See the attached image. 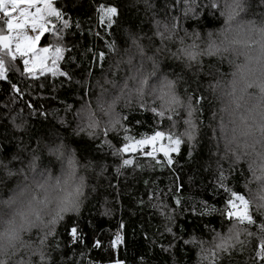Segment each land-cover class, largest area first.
I'll return each instance as SVG.
<instances>
[{
  "label": "trees",
  "instance_id": "16d2710c",
  "mask_svg": "<svg viewBox=\"0 0 264 264\" xmlns=\"http://www.w3.org/2000/svg\"><path fill=\"white\" fill-rule=\"evenodd\" d=\"M132 2L133 0H95L94 4L93 0H56L54 6L67 5L71 23L74 25L79 21L81 25L79 32H73L69 36L70 46L74 45V47L71 51L65 52L66 61H61L59 65L71 73L72 83H68L59 75L53 78L46 74L32 81L10 73L11 81L18 84L22 90L16 96L10 91L8 83L0 82V158H6L5 162L12 161L9 168L13 172L22 167L25 171H29L27 165L33 155L32 149H36L35 155L38 158L35 161V172L57 176L60 173L59 159L53 155V152L63 144L67 145L65 151H69L76 161L77 175L84 178V196L81 197L79 213L65 214L64 219L55 226L53 234L47 237L45 245H38L36 240L30 244H37L39 252L51 253V264H110L115 260L123 261L124 264H140L141 256L144 257V264H172L173 255L179 264H211V254H208V259H203L204 254H200L199 244L183 245L182 240H179L174 252H161V243L167 247V240L171 237L160 236L165 221L158 214L157 208L152 205L159 206L163 198L169 205L175 207L171 197L176 194L182 198L181 207L189 206V197L197 202L202 200L216 207H224L225 193L217 191L219 167L225 169L227 185L246 198L256 193L261 186L255 180L245 186V179L249 173L244 165L237 167L231 175H228L231 158L221 159L223 141L218 134V127L220 129L221 113L226 110L222 111L218 87H221L223 93V87L232 80L231 73L235 68L229 61L240 63L231 53L202 57L203 73L198 76L185 73L188 84L183 82L179 84L177 94L182 100L185 99L186 87L190 93L203 95L206 99L202 101L199 109V113L202 114L200 116L202 124L198 142L189 152L185 138L179 153L171 154L174 162L171 169L163 167L161 170L158 167L153 171L147 167L143 170L140 167H128L122 169L121 175L117 176L114 170L115 159L96 151L95 144L99 141L90 140L86 135L72 134V128L79 123L74 119L75 112L82 105H90L95 109L97 97L102 90H107L104 95H114L120 92L125 80L128 87L130 86L132 80L130 71L134 67L128 57H135L137 49L141 50V48L146 55L152 56L154 50L152 46L160 43L153 35V21L163 23L171 21L173 15L183 16L184 10L189 8L192 0H151L153 7L150 11H145L143 4L129 7ZM101 3L116 4L122 9L120 19L111 29V33L98 24L97 13L93 12V8ZM225 3L226 0H219L221 9ZM261 13H264V7L259 6V0H252L249 19L258 20ZM223 21L224 16L220 11L202 8L196 19H182L180 27L189 33L195 30L204 38L209 32L219 38V33L224 27ZM98 29L102 36L115 44L114 52H110L105 47L104 39H97ZM133 34L140 37L137 41L139 48L132 42ZM180 35H183V31ZM51 42L52 38L46 34L41 39L40 46H47ZM191 42L187 40L185 46ZM86 49L104 51V60L96 61L92 53L86 52ZM172 50L175 51V48ZM73 60L75 63L72 62ZM161 61L163 64L171 65L166 69L169 73L181 70L180 64L173 61L170 56L161 55ZM19 67L22 68V64ZM148 72H151V69L146 67L140 71L139 76ZM213 84H218L215 92L209 86ZM222 95L225 96L224 93ZM228 98L230 100V97ZM150 102L151 105L144 102V108H141L136 101L128 106H125V103L116 106L117 113L127 116L124 123L130 125L129 134L133 139L156 130L167 132L171 126L172 122L167 116L161 118L150 110L151 107L157 106ZM28 104L33 107L28 109L26 107ZM66 105H70L72 111L66 112ZM40 112H45L46 116L39 115ZM180 112L183 115L182 109ZM21 121H24L26 131L17 130L16 125ZM61 121H66L72 127H63ZM183 130L182 123L177 124L174 129L176 132ZM110 140L115 145L121 143L115 134H110ZM14 155L20 156L24 161L23 165L13 159ZM131 158L141 166H146L150 162L149 158L139 153ZM157 158L163 165L162 155L158 154ZM89 164L90 167H85ZM101 166L106 169L102 174ZM23 178L24 173L9 177L0 170V201L9 197L10 191ZM145 180L149 181L147 186ZM178 185L179 192H177ZM150 192L155 194L151 202ZM140 201H143V205ZM160 211L162 212V209ZM253 214L255 215V212ZM73 222L78 223L83 235V244L71 243L67 228ZM121 223L123 229L120 228ZM205 223L208 224L209 229L214 228L222 234L227 232V227L222 224L218 215L205 216L201 219L199 216L186 213L176 216L174 231L180 234L182 228V239L195 236L203 241H211L212 233L204 230ZM251 230L255 231V229ZM118 231L125 242L113 250L109 246V241ZM97 236L103 242V247L100 249L91 247L93 239ZM27 238L24 237L25 242ZM241 239L244 237L241 236ZM153 241L159 243L153 245ZM256 244L257 241L253 237L250 243L246 242V246L238 248L231 257V264H258L253 258ZM14 260L15 257L10 259V264ZM25 264H40L39 256L37 254L30 256ZM224 264H228L227 257L224 258Z\"/></svg>",
  "mask_w": 264,
  "mask_h": 264
},
{
  "label": "snow or ice",
  "instance_id": "6c2138e0",
  "mask_svg": "<svg viewBox=\"0 0 264 264\" xmlns=\"http://www.w3.org/2000/svg\"><path fill=\"white\" fill-rule=\"evenodd\" d=\"M95 4V0H93ZM143 4L145 11L152 10L151 0H133L129 7H136ZM259 6L264 7V0H259ZM206 8L211 11L216 9L224 16V27L221 29L219 42L213 39V33H207L206 38L201 37L195 30L189 33L186 29L180 27L182 19H196L200 14V9ZM192 9H195L192 11ZM252 11V0H227L223 9L219 6V0H192L189 8L183 12V16L173 15L171 21L161 22L153 21L154 33L160 43L154 44L153 54L148 57L152 61L151 72L141 74L134 89H129L127 83L120 88V94L116 95L110 102L105 101L104 92L97 98L96 107L93 109L90 105H82L76 110L74 119L79 121L72 134L75 136L86 135L90 140L99 141L95 144L96 151L102 155L112 156L115 163V173L121 175V170L128 167L156 168L167 167L171 169L174 165L172 153H179L180 146L185 138L189 145V152L193 150V145L198 142L200 126L202 120L199 113L201 103L206 97L195 95L185 88V99L182 100L177 94V88L181 82L188 84L185 80V73H192L198 76L203 73L202 57L222 56L224 53H231L233 57H242V62L233 64L235 70L231 73L232 80L229 82L230 91L226 93L230 97L226 109L232 119L229 123L231 130H227V125L221 124V136L223 141V155L221 159L231 158L227 174L231 175L235 169L241 165L246 166L249 176L245 179V186L253 180L260 183L256 193L246 198L244 195L235 192L227 185V176L225 169L218 168L217 191L225 193L224 207H216L208 204L206 201H195L189 197V206L181 207L182 198L173 194L171 199L175 207L161 199L157 208L158 214L165 221L161 237L170 236L167 240V247L161 243V252H174L176 244L182 240L183 245H197L200 247V254L203 259H208L211 254V264H224V258H228V264H231V257L238 248L250 243L251 238L257 241L254 249V259L258 264H264V13H261L259 19H250L245 28L239 25L234 26V22L241 14L247 15ZM93 12L97 13V22L101 27L111 29L117 25L122 9L119 5H105L103 3L96 5ZM81 25L79 21L73 25L68 15L67 5L65 7L54 6L53 0H0V82L10 85V91L18 96L22 91L18 84L11 81L10 73L19 75L21 78L36 80L39 76L51 75L55 78L57 75L63 77L68 83H72L70 72L61 68L60 62L66 61L65 52L71 51L74 45L70 46L69 36L73 32H79ZM183 31V35L180 32ZM50 36L52 42L47 46H39L43 37ZM91 35V32L89 33ZM97 39H104L105 47L110 52L115 51V44L108 41L97 31ZM242 38H238L241 37ZM140 37L132 35V42L137 44ZM187 40L192 41L185 46ZM199 41L200 43H197ZM203 45V46H202ZM239 46V47H237ZM139 48L140 45L137 44ZM175 48V51L172 49ZM91 52L96 61L102 62L105 58V52L102 50L86 49ZM144 49L141 48L143 54ZM161 55H167L173 61L180 64V71L169 73L166 69L171 67L169 64H163ZM226 58V57H225ZM75 63V61H72ZM22 64V68L19 65ZM210 75V73H208ZM155 77L154 84L149 86L150 78ZM133 79H136L133 77ZM43 86V85H41ZM146 86L150 87L147 93L152 97L150 110L157 116L171 121L169 130H156L151 134L142 135L133 139L130 136V125L124 123L127 116L121 115L115 111L118 101L123 99L125 106L131 104L133 92L136 96V102L144 108V96ZM215 92L218 84L209 85ZM190 87V85H189ZM31 109L33 106H26ZM183 109V115L180 112ZM243 109V111H241ZM65 111L70 112V105L65 106ZM31 114V113H30ZM39 115L46 116L45 112ZM14 122V121H13ZM139 123V121H137ZM182 123L184 130L176 132L174 129L177 124ZM65 128L72 127L66 121H61ZM17 130L26 131L24 121L16 125ZM110 134H115L119 145H115L110 140ZM167 141V144L160 143ZM39 143V142H38ZM67 145H60L55 149L53 155L61 159ZM147 149V151H145ZM36 149H32L33 155L27 165V170L35 172L36 170ZM139 153L141 156L150 159L146 166L136 164L131 158ZM162 155L164 164L157 158ZM6 158H0V170L7 176H18L25 172V169L19 168L13 172L9 168L12 161L5 162ZM13 159L23 165L24 161L19 155H14ZM154 162V163H153ZM71 163V161H70ZM91 165H85L90 167ZM106 169L101 166V174ZM243 175V172L241 173ZM42 179L33 177L31 183L18 185V191L7 201H3L4 208L11 211L10 218L6 221L8 227L6 232L9 239H18L22 234L31 235L33 230L37 232L36 243L45 245L48 236L53 234L57 223L64 219L65 214L79 213L81 197L84 196L83 177L76 184L70 195L61 198L51 196L53 188H59L57 185L49 184L47 177L41 173ZM29 178L24 175V180ZM147 186L149 181H144ZM180 186H177V192ZM251 191V189H249ZM43 194L42 196L40 194ZM154 193H149V201L154 198ZM55 200V207L49 205ZM143 205V201H140ZM162 209V212L160 211ZM255 212V215L253 214ZM199 216L201 219L205 216L218 215L222 224L227 227L226 234L209 229L205 223L204 230L212 233L211 241H203L200 238L192 236L189 239H182L183 229L180 234L174 231L177 215L183 214ZM8 215V213H5ZM257 216L259 219H257ZM48 217V219H45ZM121 223L120 228L123 229ZM251 229H255L252 231ZM159 231V230H158ZM67 234L71 238V243L83 244V235L79 230L78 223L67 228ZM241 236L244 239H241ZM124 237L118 231L109 241L111 249L116 250L118 245L124 244ZM31 244V241L26 242ZM159 241H153V245ZM91 247L100 249L103 242L97 236L93 239ZM182 250V249H181ZM39 256L40 264H51V253H35ZM199 255V254H198ZM0 264H10L9 258L5 254H0ZM17 264H25L21 258ZM110 264H124L123 261L115 260ZM140 264H144V257H140ZM172 264H179L175 255L172 257Z\"/></svg>",
  "mask_w": 264,
  "mask_h": 264
},
{
  "label": "rangeland",
  "instance_id": "374dc122",
  "mask_svg": "<svg viewBox=\"0 0 264 264\" xmlns=\"http://www.w3.org/2000/svg\"><path fill=\"white\" fill-rule=\"evenodd\" d=\"M56 0H53V3ZM227 2V0H226ZM249 14L244 15L241 14L240 16L237 17L236 21L234 22V26L235 25H239L242 28H245L247 26V23L249 21ZM238 38H242L238 37ZM213 39L217 40V42H219L220 39H223L222 36H219V38H217L216 34H213ZM40 46V45H39ZM203 46V45H202ZM239 47V46H237ZM137 55L135 57H128V60H130L133 63V69L130 71V76L132 78L131 80V84L128 87L129 89H134L137 85L138 79H139V73L142 69L148 67V69L151 68L152 65V61L148 59V55H146L143 51V54L141 52V50L137 49ZM234 59H238L240 62H242V57H233ZM39 76V75H38ZM133 77H135L136 79H133ZM231 79H232V75H231ZM127 81L125 80V82L123 84H125ZM155 82V77L150 78L149 80V86L154 84ZM146 86L145 88V96H144V102H147L149 105H151L152 101V97L149 96L147 93L150 91V87ZM218 90L220 92V98H221V108L222 109H226V106L229 103V98L226 95L227 92H229L230 89V85H226L225 87H223L224 90V95L222 94L221 91V87H218ZM119 93H115L114 95H104V99L107 102H110L116 95H119ZM101 94L98 95V97ZM97 97V98H98ZM134 101H136V96L135 93L133 92V95L131 97V103H134ZM121 103H125V101L123 99H121L120 101L117 102L116 106L120 105ZM137 103V102H136ZM154 105V104H153ZM115 106V109H116ZM183 111V109H182ZM241 111H243V109H241ZM232 119V117L229 116L228 111L226 110V112H222L221 113V121H220V129H221V124L227 125V130L230 131L232 125L229 123V121ZM219 127H218V134H220L221 136V131H220ZM160 143L163 144H167V141H161ZM147 151V149H145ZM71 161V163H70ZM59 166H60V173L57 176H52L48 173H43L44 177H47L49 180V184L52 186L57 185V183L59 182L60 187L59 188H53L51 190V196L55 197V198H61L65 195H70L73 192V189L75 188L76 184L79 183L80 181V176L77 175L76 173V161L75 159L72 157V155L70 154L69 151H64L63 156L61 157V159H59ZM24 175L28 176V180L25 181L24 178L23 180L17 184L11 191L9 194V197L5 200H1L0 201V225H3V223L8 220L11 216V211L7 208H4L3 206V201H7L10 197H12L17 191H18V185L23 186V184H28L31 183L33 180V177L37 178V179H42L41 177V173L38 172H33L31 170L29 171H25ZM83 183H84V178H83ZM41 196L43 195L42 193L40 194ZM50 208H54L55 207V200H53V203L49 205ZM5 213H8V215H6ZM45 219H48V217H45ZM36 230H33L31 235H25L24 237H28L26 242L31 241L33 242L34 240L37 239V232H34ZM34 236V238H33ZM39 252V246L37 244L35 245H30L28 243H26V247L20 249L18 252H16L15 254H12L11 252L6 254V256L10 259H13L15 257V260L13 261L12 264H17V262L23 258L24 262H26L28 260V258L32 255H36L35 253ZM29 255V256H28Z\"/></svg>",
  "mask_w": 264,
  "mask_h": 264
},
{
  "label": "clouds",
  "instance_id": "9594fccd",
  "mask_svg": "<svg viewBox=\"0 0 264 264\" xmlns=\"http://www.w3.org/2000/svg\"><path fill=\"white\" fill-rule=\"evenodd\" d=\"M6 221L3 223V225H0V254L6 255L10 252L12 254H15L20 249L26 247L24 236L27 235V233L22 234L18 239L15 240L9 239L6 232V229L8 227Z\"/></svg>",
  "mask_w": 264,
  "mask_h": 264
}]
</instances>
